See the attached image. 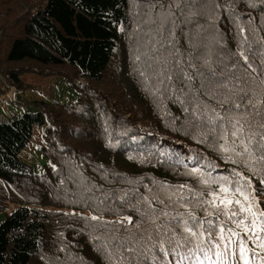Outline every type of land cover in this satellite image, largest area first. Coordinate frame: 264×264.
<instances>
[{"label": "trees", "instance_id": "obj_1", "mask_svg": "<svg viewBox=\"0 0 264 264\" xmlns=\"http://www.w3.org/2000/svg\"><path fill=\"white\" fill-rule=\"evenodd\" d=\"M34 1L0 0V97L12 87L23 95L30 74L59 75L73 97L34 100L31 112L0 123V264H175L148 254L155 225L140 212L162 186L205 191L192 167L243 177L264 212V149L253 141L251 156L222 153L219 122L210 134L202 123L213 108L224 114L218 100L240 102L238 89L209 98L213 71L230 88L240 78L260 101L234 110L244 127L264 123V0ZM225 131L231 146V124ZM241 238L249 264H264Z\"/></svg>", "mask_w": 264, "mask_h": 264}, {"label": "snow or ice", "instance_id": "obj_2", "mask_svg": "<svg viewBox=\"0 0 264 264\" xmlns=\"http://www.w3.org/2000/svg\"><path fill=\"white\" fill-rule=\"evenodd\" d=\"M176 62L178 63V61ZM204 63L208 65V60L205 59ZM249 66L251 67V65ZM223 75V73L212 72L216 82L213 84L212 95L209 98H213L219 89L228 92L238 89L240 102L230 100L227 96L223 100H218L217 103L223 108L224 114H220L213 108L211 111L214 115H208L206 111L202 123L207 126L206 134H210L216 131L219 122V139L224 141L220 145L222 153L251 156L253 141L264 149V123L254 126L253 122L249 120L247 121L248 127L245 128L244 124L241 123V119H245V117L235 116L234 110H238L241 107V102L244 101L247 102V106L255 109L260 101L254 100L252 95L244 91V87L239 84L240 78H236L237 83L230 88L231 80L221 79L220 77ZM185 79L190 80L191 77H185ZM226 105L227 107H225ZM185 111L187 112L188 109L185 108ZM195 114L194 112L193 115ZM226 123L232 126L230 135L233 140L231 146L225 131ZM237 142H239L242 152H236L235 145ZM261 154L264 155V152ZM232 162L235 163L234 160ZM190 173L199 176V183L207 186L205 191H197L187 187L185 192V185L178 186L179 191H172L168 186H162L163 195L153 194L150 198H143V202L147 205V211L140 212L142 221L147 217L148 222L155 225L154 231L157 237V239H153L151 234L146 237L152 241L148 254H152L154 250L158 249L163 254L165 261L171 256L174 258L175 264H185V262L186 264H235L236 252L238 251V259L243 261V264H249L247 254L250 249L247 247L246 241L241 238V231L244 236L249 237L254 247L264 252V238L258 235V229L264 231V222L259 224L257 222L258 219L264 221V212L258 211L255 198L250 197V182L242 183L243 177L235 180L227 176L214 177L211 173L201 172L197 167H192ZM236 175L239 177V173ZM213 185L218 186V191L212 190ZM232 185L234 187H230ZM149 199L155 201L156 204L163 205L164 209L174 208L178 204L179 208L184 209V211L171 215L169 211L164 209L153 208L152 204L148 202ZM139 204L140 201L138 200V212L140 211ZM254 209L257 210L254 211ZM197 210L203 212V218L196 215ZM210 217H215V222ZM91 219L95 221L97 217L92 216ZM125 219H129L130 222V218L126 217ZM248 219L251 220L250 225L245 224V220ZM158 220L165 222L157 224ZM171 221H175V224L172 225ZM228 221L234 227H225ZM136 226L139 228L140 224L138 223ZM175 229H181L183 235L178 236ZM129 251L135 250L129 249ZM198 253H203V255ZM258 255L259 253H254V256ZM153 264H156L155 256H153Z\"/></svg>", "mask_w": 264, "mask_h": 264}, {"label": "rangeland", "instance_id": "obj_3", "mask_svg": "<svg viewBox=\"0 0 264 264\" xmlns=\"http://www.w3.org/2000/svg\"><path fill=\"white\" fill-rule=\"evenodd\" d=\"M39 1L35 0V5ZM60 78L59 75H53L48 79H43L35 74L27 75L24 80L26 89L23 95L22 91L12 87L8 96L3 95L0 97V123H9L26 112H31L33 108L30 105L34 100L70 101L73 97V91L70 89V85L60 80ZM78 83L82 84L80 81ZM5 218L6 215L0 213V224Z\"/></svg>", "mask_w": 264, "mask_h": 264}]
</instances>
